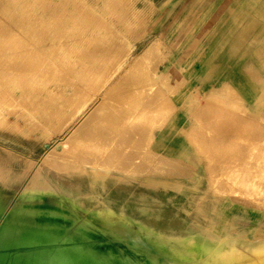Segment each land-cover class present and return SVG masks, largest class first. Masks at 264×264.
<instances>
[{
	"label": "rangeland",
	"instance_id": "obj_1",
	"mask_svg": "<svg viewBox=\"0 0 264 264\" xmlns=\"http://www.w3.org/2000/svg\"><path fill=\"white\" fill-rule=\"evenodd\" d=\"M159 1L0 0V198L8 204L0 217V264L6 260L5 264H12L19 255L36 249V243L47 249L50 244L56 245L49 249L64 253L67 245L73 248L77 243L74 247L83 250L93 242L91 235L81 234L68 224L38 225L31 217H13L14 208L18 209L24 199L57 202L76 221L82 217L94 224L101 211H108L118 220L148 217L157 226L153 234L186 235L185 249L204 258L202 264H258L252 263L258 258L262 259L259 264L264 263L263 222L247 231L235 226L222 228L196 215L183 216L176 201L167 196L163 197L166 201L160 200L158 192L141 180L151 163L147 150L150 138L141 144V130L139 134L133 129L127 133L128 126L141 124L151 107L152 93L157 99L164 98L160 89L172 92L176 88L171 86L172 79L162 81L167 64L160 68V60L169 54V44L166 36L152 29ZM144 52L146 63L137 65L136 60ZM101 67L104 69L97 71ZM94 70L98 73L97 83ZM93 79L96 85L89 84ZM97 85L98 90L92 92ZM87 87L91 92L85 91ZM111 87L117 90L108 89ZM86 102L89 104L85 106ZM58 140L60 144L56 145ZM217 173L215 179L228 187L231 196L264 203L263 166ZM31 178L32 185L39 184L34 189L28 188ZM66 179L72 180L69 183ZM171 213L183 221L171 217ZM127 223L144 232L140 223ZM179 224L181 229H172ZM107 233L115 232L107 229ZM46 235L53 240L49 237L47 241ZM124 241L135 246L139 258L156 264L145 249L136 246L135 239Z\"/></svg>",
	"mask_w": 264,
	"mask_h": 264
},
{
	"label": "crops",
	"instance_id": "obj_2",
	"mask_svg": "<svg viewBox=\"0 0 264 264\" xmlns=\"http://www.w3.org/2000/svg\"><path fill=\"white\" fill-rule=\"evenodd\" d=\"M152 29L168 39L162 81L176 88L152 93L141 124L128 126L141 144L150 138L141 180L183 216L247 231L264 223V203L241 201L215 179L264 168V0H161Z\"/></svg>",
	"mask_w": 264,
	"mask_h": 264
},
{
	"label": "bare ground",
	"instance_id": "obj_3",
	"mask_svg": "<svg viewBox=\"0 0 264 264\" xmlns=\"http://www.w3.org/2000/svg\"><path fill=\"white\" fill-rule=\"evenodd\" d=\"M24 14V13H23ZM80 15V14H79ZM22 16V15H21ZM15 18V17H14ZM79 18V17H78ZM22 19V18H21ZM80 19V18H79ZM16 20V19H15ZM64 21V20H62ZM78 22V21H77ZM80 22V21H79ZM57 23V21H56ZM60 23V22H59ZM58 24V23H57ZM76 24V23H75ZM83 27V26H82ZM12 28V27H11ZM10 29V28H9ZM80 30V28H79ZM76 31V30H75ZM81 34V31H79ZM78 32V34H79ZM66 35V33H64ZM5 35V34H4ZM8 35V34H7ZM12 36V35H11ZM9 36V37H11ZM58 36V35H57ZM75 36L77 37V35L75 34ZM48 37V36H47ZM56 37V36H55ZM74 37V36H73ZM74 40H78V38H76ZM79 37V36H78ZM51 38V37H50ZM63 38V37H61ZM65 38V37H64ZM84 38V37H83ZM60 39V38H59ZM67 39V38H65ZM85 39V38H84ZM87 39V38H86ZM1 40V38H0ZM50 40V39H49ZM56 40V39H55ZM69 41V40H68ZM80 41V40H78ZM74 42V41H73ZM58 43V42H57ZM67 43V41H66ZM75 43H77L75 41ZM69 44V43H68ZM90 46V45H89ZM150 47V46H149ZM147 47V48H149ZM146 48V49H147ZM2 50V49H1ZM89 50V49H88ZM149 50V49H148ZM3 51V50H2ZM77 51V50H76ZM75 51V52H76ZM79 51V50H78ZM147 51V50H146ZM87 53V52H86ZM1 54V53H0ZM76 54V53H75ZM91 54V53H90ZM93 54V53H92ZM95 54V52H94ZM99 54V53H98ZM1 56V55H0ZM82 56V55H81ZM120 56V55H119ZM146 53L144 52L143 54H141L138 59L136 60V64L137 65H143V62L147 61L146 58ZM80 57V56H79ZM86 57V56H85ZM98 57V56H97ZM100 57V56H99ZM98 57V58H99ZM91 58V57H90ZM94 58V57H93ZM137 58V57H136ZM87 59V58H86ZM92 59V58H91ZM73 60V58H72ZM80 60V59H79ZM149 60V59H148ZM98 61V60H97ZM84 61H82L81 63H83ZM91 62V60H90ZM104 62V61H103ZM118 62V61H117ZM146 63V62H145ZM60 64V63H59ZM135 64V63H134ZM57 65V64H56ZM76 65V64H75ZM81 65V64H80ZM83 65V64H82ZM85 65V64H84ZM100 65V64H99ZM25 66V65H24ZM51 66V65H50ZM54 66V65H53ZM66 66V65H65ZM133 66V65H132ZM43 67V66H42ZM48 67V66H46ZM85 67V66H84ZM89 67V66H88ZM100 67V66H98ZM142 67V66H141ZM75 68V67H74ZM95 68L97 69V67L95 66ZM105 68V66H104ZM104 68H99L100 69H104ZM139 68V67H138ZM143 68V67H142ZM152 68V67H151ZM59 69V68H58ZM83 69V68H81ZM89 69V68H88ZM93 69V68H92ZM41 70V69H40ZM50 70V69H49ZM80 70V68H79ZM76 70V71H79ZM85 70V69H84ZM91 70V69H90ZM153 70V69H152ZM96 70H94L93 73H95ZM96 71V73H97ZM103 71V70H101ZM32 72V71H31ZM37 72V71H36ZM46 72V71H45ZM50 72V71H49ZM88 72V71H87ZM92 72V71H91ZM104 72V71H103ZM143 72V70H142ZM145 72V71H144ZM82 73V72H81ZM90 73V72H89ZM100 73V72H99ZM105 73V72H104ZM109 73V72H108ZM107 73V74H108ZM80 74V72L78 73ZM84 74V73H83ZM106 74V73H105ZM95 75V80L97 83V78L96 77L98 75ZM102 75V74H101ZM99 74V76H101ZM45 76V75H44ZM55 76V75H54ZM76 76V75H75ZM74 76V77H75ZM92 76V74H91ZM150 76V75H149ZM52 77V76H51ZM94 77V76H93ZM102 77V76H101ZM105 77V76H104ZM77 77H75L76 79ZM80 78V77H79ZM147 78V77H146ZM85 79V78H83ZM92 79V78H90ZM103 79V78H102ZM77 80V79H76ZM99 80V78H98ZM101 80V78H100ZM118 80V79H117ZM133 80V79H132ZM169 80V79H168ZM62 81V80H61ZM83 81V80H82ZM103 81V80H102ZM101 81V82H102ZM60 82V81H59ZM90 82L93 83H89V84H93L96 85L94 82V79ZM100 82V83H101ZM46 83V82H45ZM65 83V81H64ZM80 83V82H79ZM83 83V82H82ZM103 83V82H102ZM133 83V82H131ZM141 83V82H140ZM168 83V82H166ZM47 84V83H46ZM56 84V82H55ZM165 84V83H164ZM60 85V84H59ZM80 85V84H79ZM88 85V84H86ZM92 85V86H93ZM104 85V84H103ZM102 85V86H103ZM167 85V84H166ZM165 85V86H166ZM58 86V85H57ZM65 86V85H64ZM90 86V85H88ZM100 88L102 89L103 87H101V84L99 85ZM99 86L97 85L96 89L95 86H93V90H98ZM115 86V85H114ZM113 86V87H114ZM146 86V85H145ZM59 87V86H58ZM58 87L56 89H58ZM67 87V86H66ZM80 87V86H79ZM84 87V86H82ZM81 87V88H82ZM86 87V86H85ZM136 87V86H135ZM135 87H132L135 89ZM73 88V87H72ZM76 88V87H75ZM80 90H83V88ZM89 87L86 88L85 91H89L90 89H88ZM91 88V87H90ZM112 88V87H111ZM88 89V90H87ZM109 89V88H108ZM140 88H136V90ZM157 89V87H156ZM54 90V89H53ZM75 90V89H74ZM100 90V89H99ZM138 90V91H139ZM143 90V89H141ZM62 91H64L62 89ZM84 91V90H83ZM133 91V90H132ZM137 91V92H138ZM162 90H160L161 92ZM65 92V91H64ZM81 92V91H80ZM85 92V93H87ZM91 92V91H89ZM99 92V91H98ZM107 92V91H106ZM159 92V93H160ZM96 93V92H95ZM101 93V92H100ZM98 93V94H100ZM103 93V92H102ZM3 94V93H2ZM105 94V92H104ZM163 94V93H162ZM97 96V95H95ZM102 96V95H101ZM100 96V97H101ZM107 96V94H106ZM3 98V97H2ZM88 98V97H87ZM106 98V97H105ZM95 99V98H94ZM97 99V97H96ZM90 100V99H89ZM88 101V100H87ZM101 101V100H100ZM99 101V102H100ZM106 101V100H105ZM161 101V100H160ZM17 102V101H16ZM98 103V101H97ZM101 103V102H100ZM105 103V102H104ZM161 103V102H159ZM158 103V104H159ZM19 104V103H18ZM85 106L87 104H89V102L84 103ZM91 104V103H90ZM95 104V103H94ZM92 105V104H91ZM161 106V105H160ZM164 107V106H162ZM90 108V106L88 107ZM56 109V108H55ZM164 109V108H162ZM91 110V108H90ZM80 112H81V108H80ZM85 112V111H84ZM88 113V111H87ZM81 114V113H80ZM83 115V113L81 114ZM145 115V114H144ZM84 116V115H83ZM82 116V117H83ZM88 116V115H87ZM79 117V116H78ZM91 117V116H90ZM101 117V116H100ZM107 119V118H106ZM105 119V120H106ZM109 119V118H108ZM82 120V119H81ZM104 124V123H103ZM149 140V139H148ZM193 141V139H192ZM148 142V141H147ZM56 145H59L60 142L59 140L56 141L55 143ZM195 144V143H194ZM144 146V145H143ZM54 150V149H53ZM53 153V152H52ZM50 151V154H52ZM54 154V153H53ZM46 155V153H45ZM44 155V156H45ZM48 152L47 155L48 156ZM177 164V163H176ZM178 167V166H177ZM134 168V166L132 167ZM103 169V168H102ZM106 170V169H105ZM241 172V171H240ZM258 172V171H257ZM221 173V172H220ZM216 174V173H215ZM52 176V175H51ZM211 176V175H210ZM53 177V176H52ZM214 177V176H213ZM49 179V178H48ZM102 179V178H101ZM104 179V178H103ZM43 180H45L43 178ZM50 180V179H49ZM59 180V179H58ZM67 180V179H66ZM65 180V181H66ZM72 179H69V181ZM67 180V182H69ZM215 181V180H214ZM58 182V181H57ZM255 182V181H254ZM62 183V182H61ZM70 183V182H69ZM68 183V184H69ZM81 183V182H80ZM79 184V183H78ZM89 184V183H88ZM102 184V183H101ZM73 185V184H72ZM81 185V184H80ZM79 185V186H80ZM91 186V184H89ZM96 185V184H95ZM98 185V184H97ZM36 186H39V184L37 185H32V178L30 179L28 188H32L34 189ZM41 186V185H40ZM46 186V184H45ZM254 186V185H253ZM67 187H71L72 186H67ZM75 188V186H73ZM81 187V186H80ZM93 187V186H92ZM91 187V188H92ZM99 187V186H98ZM230 187V186H229ZM47 188V187H46ZM49 188V187H48ZM250 188V187H248ZM231 189V188H230ZM252 189V188H251ZM75 191V189H73ZM100 190V189H99ZM255 190V189H254ZM264 190V189H263ZM101 191V190H100ZM72 192V191H71ZM94 192V191H93ZM96 192V190H95ZM260 192V191H259ZM73 193V192H72ZM102 194V193H101ZM94 195V194H93ZM99 195V194H97ZM62 196V195H61ZM242 196V195H241ZM3 197V196H2ZM51 197V196H50ZM260 197V196H259ZM54 198V197H53ZM262 200V199H261ZM23 201V200H22ZM20 202V201H19ZM6 201L3 198H0V217H2L1 215H3V211L6 207ZM8 205V204H7ZM119 206H121L119 204ZM10 209V208H9ZM15 211H13L14 215H12L13 217H22V218H33L34 221L37 222L38 225H49V226H57V225H71L74 226L75 229H77V232L81 233V234H89V236L91 235V239L93 240V242L91 244H87L85 245L84 249L82 250H78L76 249L74 246H76L77 243L74 244L73 248L70 246V248L65 247L66 243L64 244L65 249L64 253L60 252V251H56L53 249H49V248H53L56 247L53 246V244H50L51 247H49L47 244L45 246L49 247L48 249L46 247H42V245H40L39 243H36L37 248L32 250V251H28L25 252L21 255H19L17 258H15L13 260L12 264H131V263H136V262H142L143 264H149L144 258H139V254L138 251L135 249V246L133 245H128L126 244V241H124V238H131V239H135L136 241V246L142 247L143 249L146 250L145 253H148V255L151 257V261L156 263V264H202V262H204V258L200 257H195V254L197 252L193 251V250H186V246L188 245L187 242L185 241L186 239V235H175L173 236H169L166 234L158 233V234H153V231L156 230L157 226L153 224V222L151 221V219L147 218H136L135 221L140 223L141 225L139 226L141 230H144V232L140 233L138 231L137 228L129 225L127 222L131 223V222H135L134 220L131 219H121L118 220L116 219L114 216H112L108 211H101L100 213V219H95L96 224L94 223H90L87 220L82 219L80 221H76L75 220V216L73 214H71L66 208H64L62 205H60L57 202H53V203H49L46 202L45 200L43 201H34L29 200L26 201L24 199V202H21L18 209L14 208ZM8 212V211H7ZM6 212V213H7ZM191 214V213H190ZM6 215V214H5ZM167 215V214H166ZM170 215V214H169ZM171 217H176L178 218V216L175 213H171ZM4 218H2L3 220ZM178 220L183 221L181 218H178ZM1 222V221H0ZM181 223V222H180ZM98 224V225H97ZM182 224L179 225H175L174 227H172V229H176L179 230L181 229ZM107 229L112 230L113 232H115L114 234L111 233H107ZM160 228H158L159 230ZM149 232L145 233V232ZM152 232V233H151ZM60 234V233H59ZM103 234H107L109 236V239H104L103 238ZM199 235L203 236V233H199ZM208 235V234H207ZM44 236V235H41ZM47 236V235H46ZM198 236V235H197ZM213 236V235H212ZM45 237V236H44ZM48 237V238H47ZM46 240L50 242L49 237L47 236ZM206 238V236H204ZM211 237V236H210ZM263 237V236H262ZM54 237H52L51 239L53 240ZM172 238H175L177 240H172ZM56 239V238H55ZM195 239V238H194ZM211 239V238H210ZM264 239V238H263ZM45 240V239H44ZM212 240V239H211ZM216 240V239H215ZM196 241V240H195ZM204 241V240H203ZM213 241V240H212ZM217 241V240H216ZM254 241V240H253ZM260 242V241H259ZM62 243V242H61ZM81 243V242H79ZM85 243V242H84ZM199 242H197L198 244ZM251 243V242H250ZM82 244V243H81ZM193 244V242H192ZM217 244V242H216ZM59 247V244H57ZM73 245V244H71ZM62 246V245H61ZM196 246V245H195ZM214 247V246H213ZM67 248V249H66ZM198 248V247H197ZM200 248V247H199ZM198 248V249H199ZM201 248H203L201 246ZM211 250V249H210ZM3 252V251H2ZM206 252V250H205ZM256 253V252H255ZM253 253V254H255ZM261 253V252H260ZM259 254V252H258ZM130 258H129V257ZM259 256V255H256ZM247 259V256L246 258ZM264 259V258H263ZM240 260V259H239ZM243 260V259H242ZM7 261V260H6ZM5 261V263H6ZM241 261V260H240ZM260 261H262V259L258 258V259H254L252 261L253 262H258V264L260 263ZM236 262V261H235ZM245 262V261H244ZM4 263V264H5ZM243 263V262H242ZM249 263V262H248ZM3 264V263H2ZM225 264V263H224ZM262 264V262H261ZM264 264V263H263Z\"/></svg>",
	"mask_w": 264,
	"mask_h": 264
}]
</instances>
